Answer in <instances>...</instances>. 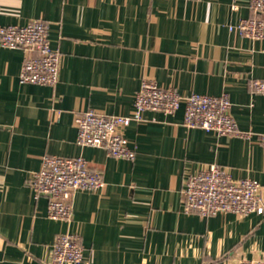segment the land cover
I'll return each instance as SVG.
<instances>
[{"label": "crops", "instance_id": "obj_1", "mask_svg": "<svg viewBox=\"0 0 264 264\" xmlns=\"http://www.w3.org/2000/svg\"><path fill=\"white\" fill-rule=\"evenodd\" d=\"M0 0V24L49 26L61 52L57 84L23 83L24 48L0 45V264H48L57 236L79 235L78 264H240L264 258V215L184 210L187 179L211 163L254 178L264 196V38L230 30L255 16L248 0ZM144 79L192 92H227L249 138L184 124L148 110L122 129L134 160L77 141L76 113L130 114ZM46 155L83 156L106 181L73 194L71 221L48 216L33 173Z\"/></svg>", "mask_w": 264, "mask_h": 264}, {"label": "built area", "instance_id": "obj_2", "mask_svg": "<svg viewBox=\"0 0 264 264\" xmlns=\"http://www.w3.org/2000/svg\"><path fill=\"white\" fill-rule=\"evenodd\" d=\"M255 16L242 18L230 30L258 40L264 38V0H248ZM238 7L232 0V8ZM0 45L4 48H24L28 53L20 73L23 83L53 86L60 79L61 52L52 47L48 23L36 18L26 25L0 24ZM253 94L264 95V80L250 83ZM185 105L184 124L218 134L239 135L246 138L255 133L242 130L231 113L232 101L227 92L220 95L192 92L181 95L172 87H162L155 80L144 79L137 91L134 109L130 114H106L95 109L79 111L75 116L77 141L84 146L105 148L115 157L134 160L136 151L129 146L122 129L132 121L145 119L148 110L175 114ZM264 147V133L258 134ZM101 171L90 167L83 156L46 155L42 167L35 171L30 186L35 198H48V216L55 220L71 221L74 216L73 194L77 190H96L104 187ZM184 210L202 216L237 212L241 215H264V196L261 183L254 178H234L218 163L191 174L183 190ZM84 246L78 234L60 233L53 246L48 264H78L84 260ZM240 264H264V258L243 260Z\"/></svg>", "mask_w": 264, "mask_h": 264}]
</instances>
